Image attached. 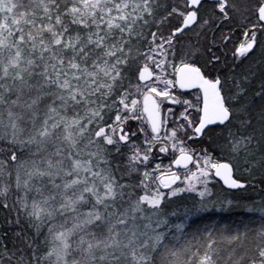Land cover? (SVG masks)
<instances>
[{"label":"snow or ice","instance_id":"obj_1","mask_svg":"<svg viewBox=\"0 0 264 264\" xmlns=\"http://www.w3.org/2000/svg\"><path fill=\"white\" fill-rule=\"evenodd\" d=\"M257 52L264 0H0V264H264V222L203 223L264 168Z\"/></svg>","mask_w":264,"mask_h":264},{"label":"trees","instance_id":"obj_2","mask_svg":"<svg viewBox=\"0 0 264 264\" xmlns=\"http://www.w3.org/2000/svg\"><path fill=\"white\" fill-rule=\"evenodd\" d=\"M240 10H244L246 5L243 7L239 5ZM243 8V9H242ZM243 12V11H242ZM189 37L193 42L198 39L195 35L189 34ZM189 37H185V40ZM255 73L252 83L248 86V95L244 101L246 105L255 106L258 101V97L255 95L260 89V83L264 80V53L257 52L256 56L245 62L243 68H248ZM257 117V116H255ZM214 140V133H210L208 137L203 140L195 142L197 149L208 146L211 141ZM260 153H257L259 157ZM168 163V160H166ZM236 177L241 181L245 182L247 187L244 190L239 191H228L222 187V185L216 181L211 185L213 200L216 204L218 211L211 214L213 219L203 221L204 224L212 225H227V224H250L253 227H259L264 222V213L259 211L249 212L248 208H259L264 206V168H258L255 172L250 175L247 172H238ZM198 199V196L194 193L184 192L179 196L171 197V199L165 202L166 210L169 214L176 212L182 214L183 210L190 207L194 200ZM231 201L233 207L229 210L228 202ZM223 207V210H219ZM2 219V218H0ZM176 220V217H172Z\"/></svg>","mask_w":264,"mask_h":264},{"label":"rangeland","instance_id":"obj_3","mask_svg":"<svg viewBox=\"0 0 264 264\" xmlns=\"http://www.w3.org/2000/svg\"><path fill=\"white\" fill-rule=\"evenodd\" d=\"M236 1L238 2L239 5L241 4L243 7L246 5V0H236ZM241 11H244V10H241ZM254 108L256 109V111L253 113V115H254V117L257 116V118H258L259 112L261 111V109H264V104L261 103L260 99H258V101L256 102ZM257 127H259V124H257ZM164 164L165 165L167 164L166 161H165V159H164ZM180 172L183 173V171H180ZM214 181H215L214 180V177L210 178V182H209L208 187L210 188L211 192H212L211 185L214 184ZM177 184H180V182H178ZM180 186L183 187V185H180ZM174 187H175V185H174ZM165 191H167V190H165ZM187 193H189V192H187ZM194 194H196V193H194Z\"/></svg>","mask_w":264,"mask_h":264},{"label":"water","instance_id":"obj_4","mask_svg":"<svg viewBox=\"0 0 264 264\" xmlns=\"http://www.w3.org/2000/svg\"><path fill=\"white\" fill-rule=\"evenodd\" d=\"M182 170V169H181ZM214 179L216 180V181H218L221 185H222V187L224 188V189H226V190H228V191H239V190H244L247 186V184L245 183V182H243V181H241V182H243L244 184H245V187L244 188H242V189H232V188H229L227 185H225L224 184V182H223V180H221L219 177H214ZM179 182V181H178ZM177 182V183H178Z\"/></svg>","mask_w":264,"mask_h":264},{"label":"flooded vegetation","instance_id":"obj_5","mask_svg":"<svg viewBox=\"0 0 264 264\" xmlns=\"http://www.w3.org/2000/svg\"><path fill=\"white\" fill-rule=\"evenodd\" d=\"M236 3H237V1H236ZM194 35V34H193ZM190 98V97H189ZM195 142H198V141H194V142H192V147L193 148H195V149H197L198 147H196V143ZM166 160H167V158H165ZM180 171H183V170H180Z\"/></svg>","mask_w":264,"mask_h":264}]
</instances>
